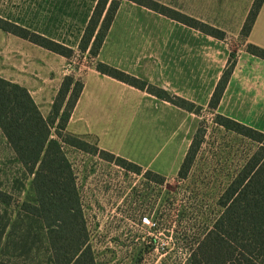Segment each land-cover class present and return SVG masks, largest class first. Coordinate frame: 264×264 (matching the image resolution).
Masks as SVG:
<instances>
[{
    "label": "crops",
    "instance_id": "0c3cea01",
    "mask_svg": "<svg viewBox=\"0 0 264 264\" xmlns=\"http://www.w3.org/2000/svg\"><path fill=\"white\" fill-rule=\"evenodd\" d=\"M151 1L221 31L225 39L212 38L119 0L104 43L92 59L78 48L98 0H0V20L73 52L67 59L0 29V79L25 89L44 119L51 116L64 79L73 77L80 81L82 92L66 132L92 137L100 151L118 158L151 157L138 154L135 127L169 125L170 105L100 75L95 70L96 63L171 97L205 107L233 56L234 65L220 107L232 102L236 107L232 116L244 124H251L243 120L245 111H252L251 117L264 118V60L247 52L249 45L264 50V2L248 37L242 38L254 0ZM233 44L239 47L233 48ZM76 59L82 64L78 68L74 66Z\"/></svg>",
    "mask_w": 264,
    "mask_h": 264
},
{
    "label": "rangeland",
    "instance_id": "374dc122",
    "mask_svg": "<svg viewBox=\"0 0 264 264\" xmlns=\"http://www.w3.org/2000/svg\"><path fill=\"white\" fill-rule=\"evenodd\" d=\"M233 58L228 65H234ZM81 65L74 60L75 67ZM166 103L172 119L169 125L135 127L138 154L151 157L108 162L107 156L96 152L100 148L92 137L71 139L80 149L62 148L78 191L87 235L83 248L90 249L95 264H184L223 213L219 203L227 188L258 150V143L224 128L227 119L264 135V118L251 117L252 111H245L243 120L251 124H244L232 116L236 108L232 102L215 109L186 101L179 102L183 108ZM56 126L51 125V139H56ZM197 132L201 145L190 170L179 178ZM32 178L15 161L0 133V191L12 199L8 209L12 219L19 206L33 204ZM41 238L29 258L0 255L1 263L49 264L51 254Z\"/></svg>",
    "mask_w": 264,
    "mask_h": 264
},
{
    "label": "trees",
    "instance_id": "16d2710c",
    "mask_svg": "<svg viewBox=\"0 0 264 264\" xmlns=\"http://www.w3.org/2000/svg\"><path fill=\"white\" fill-rule=\"evenodd\" d=\"M127 1L212 38L225 39L221 31L154 1ZM263 2L254 0L241 31L242 38L248 37ZM118 7L119 0H98L80 41V53L88 52L92 59L98 56ZM0 29L67 59L73 56L71 50L2 20ZM247 52L264 60V50L260 48L249 45ZM94 67L102 76L183 108L179 104L183 100L175 99L145 82L102 63H96ZM232 67L233 63H230L220 79L209 103L211 109L217 108ZM82 88L80 81L66 77L54 100L51 116L44 119L25 89L0 79V133L14 154L15 161L33 177L31 189L34 194L33 204L19 206L12 219V215L8 214L12 199L0 191V255L29 258L38 250L37 245L42 243L43 235L51 254L47 263L95 264L90 249L83 248L87 235L78 191L62 150L65 145L75 147L71 139H79L66 132V125ZM225 121L228 124L224 126L225 129L251 139L259 147L220 200L223 213L215 220L211 230L201 236L184 264H264V135L234 121ZM51 125H57L56 139L50 138ZM201 142L197 132L179 169V178L190 170ZM96 150L107 156L108 162L125 163L114 155L98 148Z\"/></svg>",
    "mask_w": 264,
    "mask_h": 264
}]
</instances>
